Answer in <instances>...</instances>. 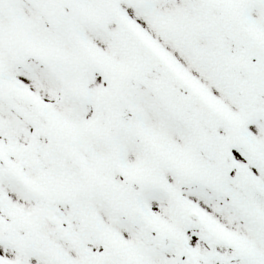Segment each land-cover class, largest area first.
I'll return each instance as SVG.
<instances>
[{
  "label": "snow or ice",
  "instance_id": "6c2138e0",
  "mask_svg": "<svg viewBox=\"0 0 264 264\" xmlns=\"http://www.w3.org/2000/svg\"><path fill=\"white\" fill-rule=\"evenodd\" d=\"M0 264H264V0H0Z\"/></svg>",
  "mask_w": 264,
  "mask_h": 264
}]
</instances>
